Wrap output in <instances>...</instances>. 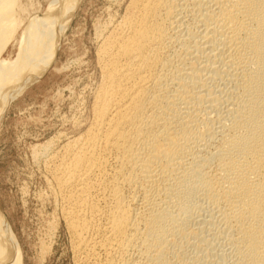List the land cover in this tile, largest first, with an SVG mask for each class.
<instances>
[{
    "label": "bare ground",
    "instance_id": "obj_1",
    "mask_svg": "<svg viewBox=\"0 0 264 264\" xmlns=\"http://www.w3.org/2000/svg\"><path fill=\"white\" fill-rule=\"evenodd\" d=\"M79 2L53 0L27 20L16 57L0 59V118L54 64ZM16 3L0 0V56L21 24ZM127 8L99 34L88 124L44 158L71 251L92 264H204L199 252L225 235L219 264H264V0ZM0 264H23L1 210Z\"/></svg>",
    "mask_w": 264,
    "mask_h": 264
},
{
    "label": "rangeland",
    "instance_id": "obj_2",
    "mask_svg": "<svg viewBox=\"0 0 264 264\" xmlns=\"http://www.w3.org/2000/svg\"><path fill=\"white\" fill-rule=\"evenodd\" d=\"M16 1L14 13L21 24L2 52L1 60L11 61L16 57L27 20L33 19L34 16L39 18L53 0ZM128 5L129 0H80L64 31L54 64L47 72L40 74L37 81L21 89L15 98L10 100L0 118V210L17 238L23 264L94 262L83 258L80 261L81 257L71 251V237L69 232H66L61 216L63 202L57 196L56 190H52L56 187L47 159L60 153L61 145H65L68 139L75 137L81 128L88 124L91 101L89 99L99 84V70L96 66V52L102 41L99 34L106 37L110 35L107 32L112 33V29L117 27L115 24L126 15ZM81 122L84 125L81 126ZM225 133L226 137L231 133L230 129L226 128ZM222 136L215 137L212 145L201 153L202 156L215 152L214 150L228 137ZM47 147L51 148L50 151ZM48 152L53 153H50L49 158L46 157ZM45 157L47 159H44ZM44 164H47V167ZM216 168V164L212 163L206 168V173L215 170V174H218ZM211 172L209 175H214ZM52 193L56 195L53 196ZM54 197L57 199L54 200ZM195 200L192 203H195ZM220 236L213 239L212 246L204 247V253H197L203 262H221L214 260V256H217L215 253L228 251L230 246L228 240L225 241V235ZM190 250L188 248V255L196 254ZM74 255L76 257H73Z\"/></svg>",
    "mask_w": 264,
    "mask_h": 264
}]
</instances>
